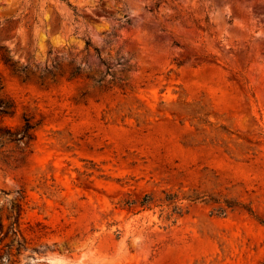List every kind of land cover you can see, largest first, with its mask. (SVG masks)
Returning a JSON list of instances; mask_svg holds the SVG:
<instances>
[{
    "label": "rangeland",
    "instance_id": "obj_1",
    "mask_svg": "<svg viewBox=\"0 0 264 264\" xmlns=\"http://www.w3.org/2000/svg\"><path fill=\"white\" fill-rule=\"evenodd\" d=\"M0 99V264H264V0H0Z\"/></svg>",
    "mask_w": 264,
    "mask_h": 264
},
{
    "label": "trees",
    "instance_id": "obj_2",
    "mask_svg": "<svg viewBox=\"0 0 264 264\" xmlns=\"http://www.w3.org/2000/svg\"><path fill=\"white\" fill-rule=\"evenodd\" d=\"M95 50H97V49H95ZM2 59H3V62L5 64H7L8 66H10L11 69L15 73H18V74H24L25 73L24 72V69L26 68L25 65L22 66V67H20V68H16V67H14L13 63L9 62V58L7 56H3ZM12 112H13V104L12 103H9L7 101H4L2 99H0V115H7V114H11ZM32 128H33L32 124L29 123V121L27 119H25V123H24V125L22 127V130H21L20 135L19 134L16 135L18 138H16V136H15V137L9 138V140L10 141H13V140H21L22 138H24L26 136L29 137V134H30L29 131ZM1 136L2 135H0V137ZM172 197H173V199H178L177 198L178 196L176 194L172 195ZM199 198H201V197L200 196L187 197V199H189L191 201H197ZM148 200H149V197L148 196H145L144 199H143V203L142 204L148 203ZM166 200H169V199H166ZM171 202H173V201H171ZM213 202H218V201L216 199H213ZM225 204H226L225 206L227 208H230L232 206V204H230L229 202H227ZM221 208L222 207H219V209L221 210L220 213L224 211V209L223 208L221 209ZM19 212H20V208H18L17 215H19ZM249 212H251V210ZM261 222L264 224V219H261ZM0 230H1V223H0Z\"/></svg>",
    "mask_w": 264,
    "mask_h": 264
}]
</instances>
